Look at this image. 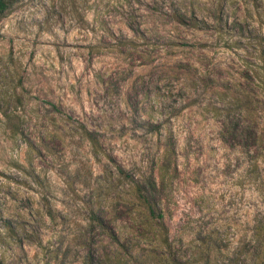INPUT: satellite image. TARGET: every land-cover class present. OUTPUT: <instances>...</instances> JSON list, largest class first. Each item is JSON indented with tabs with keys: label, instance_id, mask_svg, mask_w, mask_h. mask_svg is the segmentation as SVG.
<instances>
[{
	"label": "rangeland",
	"instance_id": "rangeland-1",
	"mask_svg": "<svg viewBox=\"0 0 264 264\" xmlns=\"http://www.w3.org/2000/svg\"><path fill=\"white\" fill-rule=\"evenodd\" d=\"M116 166L154 181L165 236ZM165 260L264 264V0H14L0 264Z\"/></svg>",
	"mask_w": 264,
	"mask_h": 264
},
{
	"label": "trees",
	"instance_id": "trees-1",
	"mask_svg": "<svg viewBox=\"0 0 264 264\" xmlns=\"http://www.w3.org/2000/svg\"><path fill=\"white\" fill-rule=\"evenodd\" d=\"M14 0H0V17H2L6 11L10 8ZM80 132L85 137V139L89 142L92 151L94 154L101 152V146L97 140V138L89 131L83 124L80 125ZM116 171L118 176L122 180H126L133 187V193L137 200L140 201L143 209L146 211L149 217L156 221V224L160 229H163L164 232V224L162 221V213L156 208L153 199V192L155 190L154 181H147V186L142 184L138 179H135L132 175L126 173L120 166H116ZM93 219L97 223V225L105 232L107 236L110 238H114L115 236L113 232L108 229V227L102 222L100 216L94 215ZM166 235V231L164 232V236ZM165 238V237H164ZM163 238V239H164ZM164 245H167L166 239L163 241ZM165 264H173L172 262L164 261Z\"/></svg>",
	"mask_w": 264,
	"mask_h": 264
}]
</instances>
